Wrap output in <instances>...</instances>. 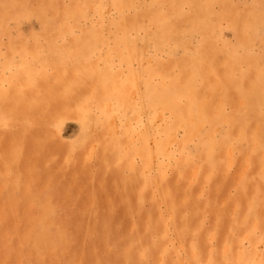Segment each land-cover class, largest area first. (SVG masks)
Instances as JSON below:
<instances>
[{
	"label": "rangeland",
	"instance_id": "374dc122",
	"mask_svg": "<svg viewBox=\"0 0 264 264\" xmlns=\"http://www.w3.org/2000/svg\"><path fill=\"white\" fill-rule=\"evenodd\" d=\"M0 264H264V0H0Z\"/></svg>",
	"mask_w": 264,
	"mask_h": 264
}]
</instances>
